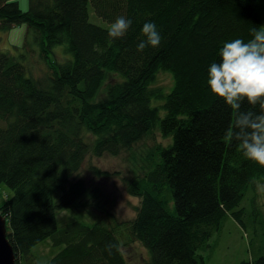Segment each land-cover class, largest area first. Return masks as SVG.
Listing matches in <instances>:
<instances>
[{
    "label": "trees",
    "instance_id": "16d2710c",
    "mask_svg": "<svg viewBox=\"0 0 264 264\" xmlns=\"http://www.w3.org/2000/svg\"><path fill=\"white\" fill-rule=\"evenodd\" d=\"M89 7L105 23L124 16L133 24L113 40L108 28L90 22ZM262 17L264 0H28L27 11L17 0H0V33L24 25L50 71L28 76L19 61L25 54L0 50V186L13 193L0 214L15 264H40L31 253L46 240L61 249L41 264H127L116 235L123 225L147 250V264H203L198 251L228 216L260 240L239 264H264V218L237 209L255 181L264 183V166L226 140L234 114L206 87L222 44L248 42ZM147 21L162 42L138 52ZM59 45L71 61L49 58ZM160 71L172 77L166 93L152 87ZM153 98H163V118ZM154 130L169 143L155 144L139 171L122 180L139 200L134 218L118 223L106 214L86 223L85 211L59 227L58 215L86 194L77 177L85 157L132 152Z\"/></svg>",
    "mask_w": 264,
    "mask_h": 264
},
{
    "label": "rangeland",
    "instance_id": "374dc122",
    "mask_svg": "<svg viewBox=\"0 0 264 264\" xmlns=\"http://www.w3.org/2000/svg\"><path fill=\"white\" fill-rule=\"evenodd\" d=\"M19 8L22 11L28 10V0H17ZM90 22L103 28L110 27L111 24L105 23L99 19L89 7ZM261 26H264V17L261 19ZM30 41L26 53L23 50L25 41ZM0 50L7 52L18 59V55L25 54L24 58L19 61L24 66L26 75L34 78H42L49 74V69L39 55L38 47L33 42V38L28 36L27 28L22 26L13 27L6 33H0ZM52 61L57 63H66L72 60V56L65 49L64 45L55 46L49 55ZM173 85L172 77L166 72H158L152 87L168 92ZM163 98H153L151 106L158 108L160 118H163L165 112L161 106ZM1 125V124H0ZM169 143L168 138H164L154 130L153 134L140 141L133 148L132 152H122L118 156L104 155L100 158L88 154L79 170L78 178L84 180L86 194L71 212H61L58 215V226L62 227L65 222L70 220L81 212L88 213L78 215L86 223H91L98 217H105L109 214L116 219L118 223H125L132 220L135 216V207L139 200L129 196L124 187L122 180L131 176L133 172L139 171L146 153L155 145H166ZM93 168L109 173L107 178L97 177ZM12 191L0 186V206L12 196ZM244 208L247 211L254 209L264 218V183L255 181L248 188L242 201L237 209ZM109 220V219H107ZM111 221V220H109ZM122 246L123 253L126 257L127 264H147L149 254L139 243L134 241L129 234L126 225L119 226L116 229ZM256 248L260 245V240L256 238L251 228L243 229L230 216L224 221L221 229L215 232L207 244L198 251L203 257V264H239L242 261H249L253 256L250 246ZM50 240H46L33 248L31 257L36 262L44 263L50 257L60 251L61 247H50ZM21 264H24L23 262Z\"/></svg>",
    "mask_w": 264,
    "mask_h": 264
},
{
    "label": "clouds",
    "instance_id": "9594fccd",
    "mask_svg": "<svg viewBox=\"0 0 264 264\" xmlns=\"http://www.w3.org/2000/svg\"><path fill=\"white\" fill-rule=\"evenodd\" d=\"M132 24V19L120 16L107 34L113 40L122 38ZM140 31L143 39L136 45L138 52L161 45L162 36L154 22L143 23ZM251 36L248 42L236 38L222 44L216 60L208 66L206 87L234 114L226 140L238 141L247 160L264 166V26L253 27ZM245 103L260 110L242 109Z\"/></svg>",
    "mask_w": 264,
    "mask_h": 264
},
{
    "label": "water",
    "instance_id": "95a60500",
    "mask_svg": "<svg viewBox=\"0 0 264 264\" xmlns=\"http://www.w3.org/2000/svg\"><path fill=\"white\" fill-rule=\"evenodd\" d=\"M13 248L7 239L6 220L0 214V264H15Z\"/></svg>",
    "mask_w": 264,
    "mask_h": 264
}]
</instances>
